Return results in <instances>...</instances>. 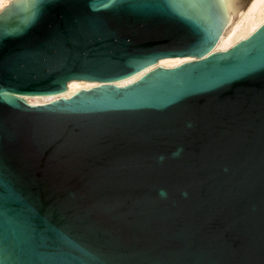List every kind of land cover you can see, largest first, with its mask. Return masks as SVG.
I'll return each instance as SVG.
<instances>
[{
    "label": "water",
    "instance_id": "obj_1",
    "mask_svg": "<svg viewBox=\"0 0 264 264\" xmlns=\"http://www.w3.org/2000/svg\"><path fill=\"white\" fill-rule=\"evenodd\" d=\"M252 2L7 3L0 264H264V23L213 50Z\"/></svg>",
    "mask_w": 264,
    "mask_h": 264
},
{
    "label": "bare ground",
    "instance_id": "obj_2",
    "mask_svg": "<svg viewBox=\"0 0 264 264\" xmlns=\"http://www.w3.org/2000/svg\"><path fill=\"white\" fill-rule=\"evenodd\" d=\"M7 3L8 0H0V9L6 6ZM235 15L233 16L232 14H230L225 27L223 28V30L221 31L218 37L217 43L215 44L214 47L215 49L218 50L228 49L237 42L235 41V39L243 31L247 30L249 32V34L246 35L248 37L258 27H260L264 23V0H253V2L246 9V11H241L240 13L237 14V16ZM193 59L194 58L192 57H171V58L159 59L158 62H156L155 64L149 65L129 77H126L121 80H117L114 82V84L118 86L128 85L139 79L147 71H150L156 66L174 67L183 62L190 61ZM96 85H99V83L96 81L71 80L68 82L67 89L64 92L55 94V96L53 95H45V96L56 97L55 99L59 97L69 98L70 96H72L81 89H88ZM33 96L34 97L32 98L44 97V96H36V95ZM22 97L27 98V96H22Z\"/></svg>",
    "mask_w": 264,
    "mask_h": 264
},
{
    "label": "rangeland",
    "instance_id": "obj_3",
    "mask_svg": "<svg viewBox=\"0 0 264 264\" xmlns=\"http://www.w3.org/2000/svg\"><path fill=\"white\" fill-rule=\"evenodd\" d=\"M10 0H8V2H9ZM5 8V6L3 7V8H1L0 9V12L3 10ZM241 12V11H240ZM240 12H238V13H240ZM238 13H236V15L235 16H237V14ZM235 19H237V18H235ZM234 19V20H235ZM236 21V20H235ZM234 21V22H235ZM249 34V32L247 31V30H245V31H243L240 35H238V37L235 39V41H239V40H241V39H244V38H246L247 36L246 35H248ZM236 42V43H237ZM213 50H218V49H213ZM226 50V49H225ZM164 67V66H163ZM53 96H55V95H53ZM32 97H34V96H27V98L28 99H34L36 102H38V103H46V102H49V101H52V100H54L56 97H50V96H44V97H42V98H32Z\"/></svg>",
    "mask_w": 264,
    "mask_h": 264
}]
</instances>
